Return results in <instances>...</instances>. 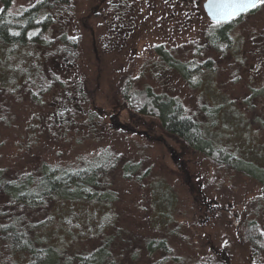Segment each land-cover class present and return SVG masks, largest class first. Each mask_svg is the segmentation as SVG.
Instances as JSON below:
<instances>
[{"label": "rangeland", "instance_id": "rangeland-1", "mask_svg": "<svg viewBox=\"0 0 264 264\" xmlns=\"http://www.w3.org/2000/svg\"><path fill=\"white\" fill-rule=\"evenodd\" d=\"M35 1L9 0L8 9L21 12ZM204 1L72 0L45 29L47 42L9 55L0 46V167L7 175L43 162L78 166L99 154L117 158L105 174L110 200L27 208L11 206L0 193V224L11 214L26 229L42 223L39 235L61 248L59 264L67 258L76 264L73 256L106 239L114 264L209 257L264 264V250L253 243L256 224L264 234V184L166 131L157 115L139 112L123 94L128 79L151 85L199 120L211 119L203 104L222 103L214 126L222 140L264 164V7L243 16L214 48L206 32L215 21ZM160 44L174 59L200 65L186 77L162 58ZM208 58L215 68L206 67ZM28 69L43 70L54 83L38 99L30 93L35 85H22ZM128 160L140 163L132 177L121 168ZM160 237L170 249L149 251L146 240ZM16 252L0 234V264L28 259Z\"/></svg>", "mask_w": 264, "mask_h": 264}, {"label": "trees", "instance_id": "trees-1", "mask_svg": "<svg viewBox=\"0 0 264 264\" xmlns=\"http://www.w3.org/2000/svg\"><path fill=\"white\" fill-rule=\"evenodd\" d=\"M72 0H37L25 7L21 12H11L9 0H4V6L0 11V46L6 55L24 50L30 42H47L45 29L53 21V16L61 8L71 7ZM241 17L239 20H241ZM217 25L213 23L207 30L206 36L210 44L217 48V44L229 39L234 25L238 21ZM37 32L35 36L29 33ZM19 33V35H16ZM63 39V35H62ZM52 39H50L51 43ZM157 50L162 58L169 64L175 66L183 75L187 77L189 67H198L200 64L193 62H180L173 58L168 49L163 45H158ZM3 55H0V62H4ZM211 58L206 60V67L215 68ZM198 62L196 58L193 59ZM34 66V64H32ZM32 65L30 67H32ZM36 67V66H35ZM2 72V71H1ZM39 69L27 70V77H24L22 85L28 83L30 89L35 85L30 93L34 99L51 89L53 82H50L46 73ZM57 81V78L52 79ZM123 88L124 97L131 105L142 113L155 114L160 119L164 129L170 133L178 135L193 148L212 157L220 165L241 171L246 175L256 178L264 184V164L250 158L245 153L236 151L220 137L221 131H217L220 118L216 117L222 110V103L203 104L201 110L210 120H199L197 116L191 114L182 103L174 96L163 92H158L151 85L144 87L136 86L131 80L126 81ZM2 88L8 84H2ZM210 115V117H209ZM211 121V122H210ZM117 158L111 155L99 154L87 162L80 165H59L43 162L38 169L9 176L0 167V193L5 195L11 206H22L34 208L49 205L52 201L59 200L66 202H103L110 200L113 191L106 182L105 174L116 164ZM125 176L132 177L140 169L137 161H125L122 164ZM21 217L12 216L0 224L1 238L12 249L26 256L24 262L16 260L10 264H59L63 254L61 248L54 243L46 242L40 236L42 223L31 224L30 229L23 225ZM254 223H252V226ZM253 232V243L260 244L264 250V234L255 225ZM33 229L34 236L30 233ZM38 229V230H37ZM149 251L156 249L169 250L170 246L166 237L150 238L146 240ZM76 264H114L113 252L110 239L103 240L97 247L87 253H79L73 256ZM64 264H69L71 260L67 258ZM191 264H220L219 261L210 258L204 261H195Z\"/></svg>", "mask_w": 264, "mask_h": 264}, {"label": "snow or ice", "instance_id": "snow-or-ice-1", "mask_svg": "<svg viewBox=\"0 0 264 264\" xmlns=\"http://www.w3.org/2000/svg\"><path fill=\"white\" fill-rule=\"evenodd\" d=\"M259 7H264V0H208L206 5L209 15L217 25L237 21ZM35 35L37 32L29 33L30 37ZM69 39L78 38L69 37Z\"/></svg>", "mask_w": 264, "mask_h": 264}, {"label": "water", "instance_id": "water-1", "mask_svg": "<svg viewBox=\"0 0 264 264\" xmlns=\"http://www.w3.org/2000/svg\"><path fill=\"white\" fill-rule=\"evenodd\" d=\"M207 3H208V0H205V1H204V8H205L207 14L209 15L208 10H207V8H206ZM209 17L211 18L210 15H209ZM211 19H212V18H211Z\"/></svg>", "mask_w": 264, "mask_h": 264}]
</instances>
